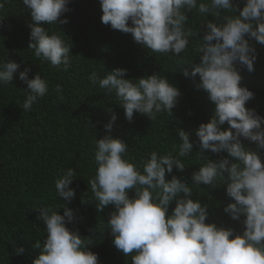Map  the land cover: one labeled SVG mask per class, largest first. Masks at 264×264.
<instances>
[{
	"label": "clouds",
	"instance_id": "9594fccd",
	"mask_svg": "<svg viewBox=\"0 0 264 264\" xmlns=\"http://www.w3.org/2000/svg\"><path fill=\"white\" fill-rule=\"evenodd\" d=\"M9 2L0 0V10ZM22 3L32 18L28 49L41 63L68 72L72 67V45L59 31L45 25L68 23L67 17H61L70 10V0ZM100 5L103 24L132 34L136 43L155 56L179 58V71L207 94L214 104V114L196 130L200 151L195 155L203 162L189 183L176 175L166 177L174 167L182 172L187 165L185 158L193 156L194 142L188 131L178 130L175 154L154 150L137 163L128 143L111 134L118 118L113 113L104 124L107 134L94 140L95 173L87 180L92 197L85 199L83 194L81 202H91L98 212L114 205L105 227L111 230L114 246L131 258V264H264V158L258 151L264 149V117L246 107L254 93L242 86V76L235 66L239 62L249 72L254 70L257 51L251 41L264 45V0H245L242 10L234 6L233 0H100ZM189 11L203 18L201 24L208 14L219 20L206 23L203 43L195 49L198 63L186 58L189 38L200 30L193 32L188 27ZM3 18L0 15V26ZM19 68L15 60H0V86L10 84ZM127 71L117 67L103 77L94 71L89 80L93 86L98 84L105 95L114 94L129 122L137 112L153 121L158 115L173 114L181 95L178 87L162 74L129 79ZM30 72V67L19 72V79L27 85L23 111H30L50 88L39 72L29 78ZM53 90L60 100L64 99L62 85L56 84ZM225 123L227 129L221 127ZM242 137L255 142L256 148L243 143ZM205 150L226 152L227 156L209 160L203 155ZM76 177L75 168L62 170L54 187L63 203L34 207L47 235L43 242L34 243L40 254L32 264H99L98 254L87 247L92 238L68 226L76 218L75 210L68 207L76 195L71 187ZM225 179L229 181L226 194L232 202L223 211L242 224L240 232L209 222V204L199 199L202 184L215 187ZM132 190L134 195L130 196ZM194 190L197 198H193ZM173 201L175 207L169 214ZM16 251L22 254L24 249Z\"/></svg>",
	"mask_w": 264,
	"mask_h": 264
},
{
	"label": "trees",
	"instance_id": "16d2710c",
	"mask_svg": "<svg viewBox=\"0 0 264 264\" xmlns=\"http://www.w3.org/2000/svg\"><path fill=\"white\" fill-rule=\"evenodd\" d=\"M233 4L242 10L245 0H233ZM68 7L70 10L61 17H67L68 23L45 25L51 31H59L72 45V67L68 72L50 67L47 62L41 63L28 49L32 18L22 0H10L0 10V15L4 16L0 26V60H15L20 64L11 83L0 86V264H32L38 257L40 250L33 245L37 240L43 242L47 233L43 221L37 219L38 212L34 207L41 203L53 206L63 203V198L56 196L54 183L62 170L68 167L75 168L77 173L71 185L76 195L68 205L75 210L76 218L68 226L78 230L82 236L92 238L87 247L98 254L99 264H131V258L114 246L111 230L105 227L114 205L98 212L91 202H81L83 194L85 199L92 197L87 180L95 173L94 140L107 134L104 124L113 113L118 118L111 134L128 143L129 153L135 162L154 150L175 154L173 146L179 143V129L190 133V140L194 142L193 156L185 158L187 165L182 172L174 167L173 173H166V177L171 179L176 175L191 183L192 173L203 162L200 156L195 155L200 151L195 133L200 123L211 119L214 104L202 89L195 87L191 78H185L179 71V58L155 56L136 43L132 34L103 24L100 0H70ZM187 15L188 27L193 32L200 30L189 38L186 58L195 59L198 63L199 54L195 49L203 43L206 23H219V20L208 14L201 24L203 18L194 11ZM251 43L257 51L254 70L249 72L239 62L235 66L242 76V86L254 93L246 107L255 109L264 117V45L255 40ZM25 67L31 68L29 78L39 72L50 84L48 94L30 111H23L21 107L27 85L19 79V72ZM117 67L127 68L126 78L129 79L153 73L166 76L181 92L173 114L158 115L153 121L137 112L131 122L126 120L124 109L117 104L114 94L105 95L98 84L93 86L89 80L94 71L103 77L107 71ZM56 84L63 87V100L53 90ZM221 127L227 129L228 125L225 123ZM241 139L249 147L256 148L255 142ZM258 151L264 158V149ZM203 155L215 161L227 153L205 150ZM228 182L225 179L215 187L202 184L199 199L209 204V222L230 226L240 232L242 224L223 211L224 206L232 202L226 194ZM129 195L133 196L134 190ZM197 195L194 190L193 198ZM174 207L175 201L169 206V214ZM60 211L63 214L64 209ZM21 247L24 252L18 254L16 249Z\"/></svg>",
	"mask_w": 264,
	"mask_h": 264
}]
</instances>
